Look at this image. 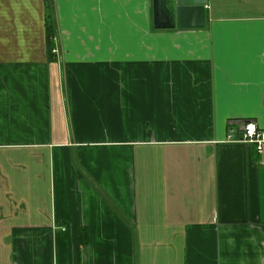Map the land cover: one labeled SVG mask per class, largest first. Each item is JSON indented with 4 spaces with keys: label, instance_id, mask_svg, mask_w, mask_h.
<instances>
[{
    "label": "crops",
    "instance_id": "crops-1",
    "mask_svg": "<svg viewBox=\"0 0 264 264\" xmlns=\"http://www.w3.org/2000/svg\"><path fill=\"white\" fill-rule=\"evenodd\" d=\"M191 25L0 0V264H264V0Z\"/></svg>",
    "mask_w": 264,
    "mask_h": 264
},
{
    "label": "water",
    "instance_id": "water-1",
    "mask_svg": "<svg viewBox=\"0 0 264 264\" xmlns=\"http://www.w3.org/2000/svg\"><path fill=\"white\" fill-rule=\"evenodd\" d=\"M207 0H153L155 28H201Z\"/></svg>",
    "mask_w": 264,
    "mask_h": 264
},
{
    "label": "built area",
    "instance_id": "built-area-1",
    "mask_svg": "<svg viewBox=\"0 0 264 264\" xmlns=\"http://www.w3.org/2000/svg\"><path fill=\"white\" fill-rule=\"evenodd\" d=\"M227 139L254 144L259 154L264 152V130H261L255 121L243 122L240 128V137L236 138L231 132Z\"/></svg>",
    "mask_w": 264,
    "mask_h": 264
},
{
    "label": "trees",
    "instance_id": "trees-1",
    "mask_svg": "<svg viewBox=\"0 0 264 264\" xmlns=\"http://www.w3.org/2000/svg\"><path fill=\"white\" fill-rule=\"evenodd\" d=\"M54 27H52L51 29V26L48 28V38H52L53 35H54Z\"/></svg>",
    "mask_w": 264,
    "mask_h": 264
}]
</instances>
